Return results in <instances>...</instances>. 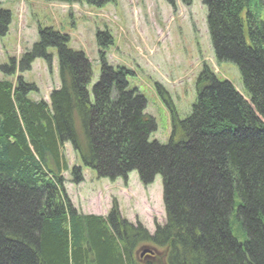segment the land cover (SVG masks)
I'll return each instance as SVG.
<instances>
[{"label":"trees","instance_id":"16d2710c","mask_svg":"<svg viewBox=\"0 0 264 264\" xmlns=\"http://www.w3.org/2000/svg\"><path fill=\"white\" fill-rule=\"evenodd\" d=\"M202 1L215 57L238 67L246 96L206 66L192 112L180 119L171 111L166 144L150 140L157 124L145 98L129 89L130 71L102 54L90 92L91 67L67 49L66 36L41 30L17 65L0 67L13 75L36 58L50 64L56 48L62 79L50 104L31 99L37 88L20 75L14 84L0 80V264H137L142 238L169 245V264H264V0ZM7 21L0 9L1 34ZM66 142L100 178L136 170L148 185L161 175L165 225L148 236L116 208L106 218L77 212L61 175ZM71 174L76 184L84 180L78 166Z\"/></svg>","mask_w":264,"mask_h":264},{"label":"rangeland","instance_id":"374dc122","mask_svg":"<svg viewBox=\"0 0 264 264\" xmlns=\"http://www.w3.org/2000/svg\"><path fill=\"white\" fill-rule=\"evenodd\" d=\"M0 9L8 13L5 33H0V65L10 58L19 60L38 41V31L51 28L53 32L67 35L68 47L82 52L88 59L94 75L91 92L105 54V61L114 69L123 67L132 73L127 78L128 87L144 95L145 112L157 124L150 140L165 144L171 134V112L158 95L159 87L164 90L168 107L183 119L196 101L195 83L204 65L218 78L228 79L246 96L238 67L228 62L217 64L214 59L206 25L207 9L202 0L190 3L174 0L173 4L168 0H115L102 8L89 6L84 1L0 0ZM98 32L105 47L98 45ZM103 34L110 36L111 42ZM50 52L51 65L36 59L30 71L23 73V78L38 88L31 98L47 102L51 91L62 82L57 53L54 48ZM17 75L6 76L0 71V79L13 83ZM64 152L69 168L81 165L79 155L70 144L64 147ZM83 175L84 181L74 184L70 171L63 172L66 193L77 212L107 217L116 208L122 219L126 218L135 228L145 229L148 236L155 234L157 225L166 223L161 175L148 185L140 181L135 170L115 181L100 178L86 167ZM144 247L161 253L164 248L142 241L137 252Z\"/></svg>","mask_w":264,"mask_h":264}]
</instances>
